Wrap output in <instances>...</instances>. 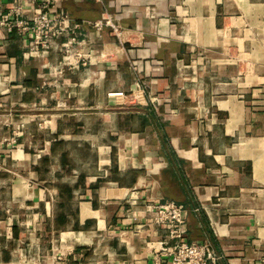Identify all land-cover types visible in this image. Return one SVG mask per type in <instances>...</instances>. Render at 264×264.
<instances>
[{"label": "crops", "instance_id": "obj_1", "mask_svg": "<svg viewBox=\"0 0 264 264\" xmlns=\"http://www.w3.org/2000/svg\"><path fill=\"white\" fill-rule=\"evenodd\" d=\"M80 42L0 44V264H171L150 206L264 264V0H64Z\"/></svg>", "mask_w": 264, "mask_h": 264}, {"label": "built area", "instance_id": "obj_2", "mask_svg": "<svg viewBox=\"0 0 264 264\" xmlns=\"http://www.w3.org/2000/svg\"><path fill=\"white\" fill-rule=\"evenodd\" d=\"M64 0H0V44L11 34L30 37V49L48 50L62 36L80 42L79 24L60 7ZM154 222L166 231L162 253L171 264H219L221 255L209 238L187 241L186 207L173 200L151 205Z\"/></svg>", "mask_w": 264, "mask_h": 264}]
</instances>
